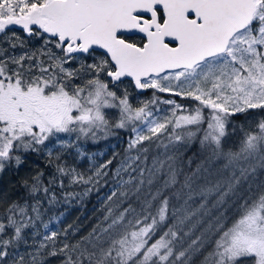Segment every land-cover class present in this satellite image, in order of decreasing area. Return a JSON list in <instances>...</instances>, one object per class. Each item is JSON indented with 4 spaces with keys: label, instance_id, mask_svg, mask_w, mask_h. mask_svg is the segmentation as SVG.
<instances>
[{
    "label": "snow or ice",
    "instance_id": "1",
    "mask_svg": "<svg viewBox=\"0 0 264 264\" xmlns=\"http://www.w3.org/2000/svg\"><path fill=\"white\" fill-rule=\"evenodd\" d=\"M31 157L0 264H264V0H0V175ZM66 181L107 188L79 239L43 221Z\"/></svg>",
    "mask_w": 264,
    "mask_h": 264
},
{
    "label": "trees",
    "instance_id": "2",
    "mask_svg": "<svg viewBox=\"0 0 264 264\" xmlns=\"http://www.w3.org/2000/svg\"><path fill=\"white\" fill-rule=\"evenodd\" d=\"M28 47H32L29 46ZM240 120H234V123H240ZM121 137L124 136L123 133L120 134ZM123 140L117 139L116 137H110L107 140H100L96 143L88 142L84 145L85 150L93 157L95 164L99 165L108 159H111L113 153L122 154L125 148ZM199 151V144H194L187 152L188 156H192L194 153ZM86 159V158H85ZM76 158L74 155H69L67 160L72 163V166L76 167L85 174H91L92 162L88 159ZM119 156L113 161V168L118 163ZM198 162V161H197ZM45 161L43 159H37L36 157H31L27 161L26 167L19 173L8 172L7 174L0 175V192H7L10 196H15L16 193L23 195V189L19 185V178L27 174L29 169L35 170L37 166L44 167ZM195 165H193L194 167ZM46 171H51L46 169ZM66 187L63 190L56 189L57 191V201L52 205H44L46 211L44 212L43 221L49 222L50 228L59 227L61 229L72 225L73 228H78L79 231L75 233L73 239H79L80 236L87 235V232L91 230V227L99 215L100 208V197L104 195L107 188L101 187L100 190L92 191L87 196L82 195V191L86 186L83 185H72L68 186L67 181L65 182ZM15 189V191H13ZM73 191L81 193V196L65 200L64 192ZM58 218V219H57ZM40 231L43 232L44 229L40 227ZM71 232V229H70ZM195 259V258H194ZM47 264H60L57 258H47ZM199 264V261H196Z\"/></svg>",
    "mask_w": 264,
    "mask_h": 264
},
{
    "label": "flooded vegetation",
    "instance_id": "3",
    "mask_svg": "<svg viewBox=\"0 0 264 264\" xmlns=\"http://www.w3.org/2000/svg\"><path fill=\"white\" fill-rule=\"evenodd\" d=\"M21 35H23V34L21 33ZM28 45L32 46V47H35V46H38V42H29Z\"/></svg>",
    "mask_w": 264,
    "mask_h": 264
},
{
    "label": "rangeland",
    "instance_id": "4",
    "mask_svg": "<svg viewBox=\"0 0 264 264\" xmlns=\"http://www.w3.org/2000/svg\"><path fill=\"white\" fill-rule=\"evenodd\" d=\"M135 95V94H134ZM86 145V144H85ZM84 149H85V147H84ZM83 159H85V158H81V160H83ZM87 159V158H86ZM85 159V160H86ZM68 161V160H67ZM68 163L70 164V165H72V163L70 162V161H68ZM41 167V166H40ZM78 171H80L79 169H78ZM80 172H82V171H80ZM83 192H84V190L82 191V194H83Z\"/></svg>",
    "mask_w": 264,
    "mask_h": 264
}]
</instances>
